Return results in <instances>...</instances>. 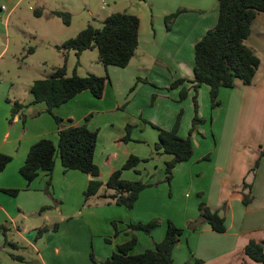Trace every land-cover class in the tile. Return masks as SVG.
<instances>
[{"label": "crops", "instance_id": "0c3cea01", "mask_svg": "<svg viewBox=\"0 0 264 264\" xmlns=\"http://www.w3.org/2000/svg\"><path fill=\"white\" fill-rule=\"evenodd\" d=\"M142 1L137 8L117 12L135 15L140 20L138 49L128 67L108 68L110 81L102 99H96L89 91H84L54 109L53 113L62 120V128L81 125L86 117L91 116L87 126L91 131L98 132L94 162L100 170L102 182L106 183L110 174L121 169L133 155L141 160L148 159V162L140 163L135 170L123 171L122 178L127 181L140 180L150 185L159 184L143 190L133 209L128 210L99 195L86 199L84 193L90 176L79 171H65L60 159H57L51 175L40 172L28 186L20 169L31 146L41 139H49L56 145L59 132L55 119L46 112V105H30L33 101L30 95L21 102L27 107L18 112L13 123L8 127L0 125V154L11 157L0 173V226L7 228L8 242L16 245L15 248L7 245L5 236L0 233V264H93L91 254L100 264L112 256L117 246L130 239L127 235L128 224H145L153 219H159L162 226L166 224V229L168 221L179 228H186L173 251V264H185L194 258L201 260L202 264H260L249 259L244 249L250 241L261 243L264 247V157L257 171H250L257 160L256 152L260 147L264 148V62L255 49V43L261 41L260 52H264V13L254 20L247 40V45L261 59L252 84L246 86L236 80L235 88H222L218 97L220 105L215 109L211 107L207 113L204 110L209 109L211 103L209 87L202 85L196 93L194 84L190 82L194 81L195 44L216 25L219 1L195 0L191 5L180 6L178 10L184 9L186 12L176 18L169 31L162 25V19L173 10L164 11L158 16L160 23L155 26L153 10L146 5L147 1ZM30 2L31 5L37 4L36 0ZM3 5L9 8L13 2L0 0V21L7 25L13 12L8 16V12L1 11ZM58 10L70 11L66 7L52 9L36 18L60 20L49 17L50 12ZM114 13L111 9L109 15ZM43 38L53 43L58 40L56 36L48 34ZM6 51L7 48L0 53V57ZM181 79L189 82L169 89L174 81ZM132 87L135 88L134 95L130 101H125L126 90ZM182 90L187 92L184 100L180 99ZM194 94L198 97V116L205 122L191 135L192 159L175 167L172 182H183L179 193L183 188L186 194L202 193L198 200L210 210L219 211V215L225 218L224 233L213 231L209 224L188 230V224L199 218V211L198 215L196 211L189 215L185 210L183 213L188 214L182 216L183 213L175 212L173 201L168 197L163 199L165 192L166 196L172 193L171 185L164 181L165 163L172 157L165 155L169 157L163 158L164 154L156 153L155 135L153 149L132 154L124 152L122 155L118 151L121 142L127 144L124 140L126 127L132 125L147 131L148 127L154 129L151 126L154 125L171 130L179 113L184 115L181 116L178 135L186 138L192 125L191 102ZM7 115L8 109H2V118L5 119ZM155 155L162 156L160 161L164 177L157 176L159 167L155 165ZM145 163L149 168L152 165L153 171L148 172L145 176L147 179L143 181L140 179V166ZM194 165L202 170L198 173L197 182L207 179L202 189H192ZM49 181L50 187L47 189ZM244 183L251 186L253 199L248 206L242 204L243 195L249 193L248 188H243ZM4 190H19V193L14 197ZM225 203L227 208L222 211L221 205ZM47 207L51 209L45 213L43 208ZM113 222H117V237H114ZM54 225H58L57 231L50 229L37 237L39 229ZM158 228L151 236L135 233L138 242L134 254L142 253L137 250L141 237L145 239V250L154 248L155 243L164 239L166 230H161L157 237ZM29 250L34 251L37 257L27 260L24 253ZM12 256L23 260H15Z\"/></svg>", "mask_w": 264, "mask_h": 264}, {"label": "trees", "instance_id": "16d2710c", "mask_svg": "<svg viewBox=\"0 0 264 264\" xmlns=\"http://www.w3.org/2000/svg\"><path fill=\"white\" fill-rule=\"evenodd\" d=\"M219 14L214 28L208 30L206 34L195 44V65L193 90L197 93L198 88L207 85L210 92L211 107L215 109L220 105L219 92L222 88L233 89L236 80H240L244 85L252 84L256 73L261 65V60L256 51L247 45V40L251 35L252 25L256 17L264 13V0H218ZM186 12L180 9L165 17V27L169 31L176 18ZM43 11L34 10V16L42 17ZM51 18H58L65 26H70L72 14L65 11H52ZM140 20L137 16L128 13H114L109 15L99 29L89 25L81 31L75 38L65 41L57 49L62 52L64 64L55 68L46 78L36 80L30 88L33 101L30 105L45 104L46 112L51 114L59 126L58 143L55 145L49 139H41L31 146L24 165L20 169L21 176L27 181L28 186L38 177L40 172L51 175L55 169L57 159L65 171H79L90 176L88 187L84 193L86 199L94 196L110 199L117 206L128 210L133 209L140 193L153 185L138 181H127L122 178L123 171L135 170L142 162L136 156H130L123 167L112 172L105 183L106 192L100 194L104 182L100 180V170L94 162V155L98 141V132L91 131L87 123L91 116L86 117L81 125H72L62 128V120L54 115L56 108L68 103L77 95L84 91H89L96 99H102L109 84L110 78L108 68L110 66L126 68L133 59L139 45ZM87 50H97L99 61L105 68V76L99 77L93 74L85 77L78 76L75 71L68 76L66 60L68 52L73 51L79 59L81 54ZM79 65V63H77ZM187 80L181 79L173 82L170 89H175ZM187 92H180V99L186 98ZM12 104L10 125L13 123L18 112L27 106L19 102H9ZM195 116L192 122V129L188 137L182 138L178 135L181 122V114L177 117L171 130H164L151 125L158 131V142L155 145L156 153L169 155L172 159L165 163V182L171 183L173 171L178 164L188 162L194 155L191 140L192 133L205 120L198 116V106L194 98ZM25 120V117L23 118ZM130 127L126 128L127 135L125 141L130 140ZM257 160L250 170L255 173L260 167V161L264 157V148L256 152ZM208 159V158H206ZM11 161V157L0 154V173ZM50 181L47 183V189ZM243 188H248L249 193L244 194L242 204L248 206L252 202L251 186L244 183ZM47 191V190H46ZM5 193L16 196L19 190H4ZM108 192H111L108 194ZM201 198L202 194H198ZM47 208H43L45 210ZM199 218L188 224L189 230H196L202 224H209L213 231L224 233L225 218L219 215L218 211L210 210L204 202L198 205ZM115 233L119 235L117 222L112 223ZM159 227V219H153L148 223L128 224L127 235L130 239L117 246L112 256L100 264H173V251L178 244L180 237L184 234V229L177 227L171 221L167 223L166 235L164 239L154 244V249H147L140 254L133 251L138 239L136 232H142L151 236L152 232ZM57 231L58 225L52 228L44 227L38 230L37 237L49 230ZM0 233L6 238V244L12 248L16 245L8 242V230L0 226ZM109 242V240H106ZM245 255L252 261L264 264V247L261 243L250 241L245 249ZM15 260L22 261L23 258L12 256ZM93 264H97L91 254ZM199 259H192L185 264H202Z\"/></svg>", "mask_w": 264, "mask_h": 264}, {"label": "rangeland", "instance_id": "374dc122", "mask_svg": "<svg viewBox=\"0 0 264 264\" xmlns=\"http://www.w3.org/2000/svg\"><path fill=\"white\" fill-rule=\"evenodd\" d=\"M36 1H37L36 5H31L30 0H24L22 4L13 11L7 22V25L4 23L3 20L0 21L1 24L0 53L7 48L6 53L2 57H0V125L1 126L3 124H5L6 127L10 126V120L12 118L11 116L12 104L9 102L12 103L23 102L28 97H30L31 95L30 88L34 81L48 77L55 68L63 66L64 64L63 54L61 51L57 49V46H55L56 44L60 46L61 41L64 40L67 41L71 38H75L81 31L86 29L89 25L97 29L101 28L103 26V22L108 17L111 9L117 13V12L125 11L130 7L137 8L136 6H139V2L143 3L142 0H36ZM145 1H147L146 5L150 6V10H153L154 12V18L152 20L154 25L157 26L160 23V19L158 18V16H161L164 11L173 10L176 12L178 11V8L180 6L191 5V3L194 2L195 0H145ZM116 3H118L117 6ZM63 7L69 9L70 11H66V12H70L72 14L71 26L68 28L65 27V25H63V23L60 20L55 19L53 21H48L49 19L46 18L40 20L34 16V10L36 9L42 10L44 13H46L52 9H63ZM59 11H63V10H59ZM173 11L171 13H174ZM162 25L165 26V18L162 19ZM47 34L50 35L51 37L56 36L58 38V40H56L57 42L53 43L45 40V38L43 37L46 36ZM260 44L261 41L256 42L255 49L258 51V53L261 54V58L264 62V52H260ZM77 63H79V65H77ZM66 67H67L68 76L73 75L74 71L80 77H85L90 74L99 77L105 76V68L99 61V55L97 50L84 51L79 59L77 58L76 54L73 51L68 52ZM134 91H135L134 87L126 90L125 101H130V99L134 95ZM194 98H196V103H197L198 102L197 95L196 96L195 94L193 95L191 102L193 107V116H192L193 118L195 116ZM125 107L123 109H125ZM4 108L8 109V115L5 119L2 118V109L4 110ZM206 110L207 113L209 112V110L211 111V103L209 109L207 108L204 111L206 112ZM183 115L181 116L183 117ZM193 118H192V122H193ZM130 126H131L130 131L132 130L130 132L131 140L127 141V144L125 142H121L122 143L121 148L118 150L120 155H122L124 152H128L130 154L141 153L142 151H146L149 150L150 148L152 149L154 148L153 146L154 135L156 136V143L158 142L157 140L158 133L154 129L148 127L149 129H147L146 131L140 128H134L132 127V125ZM191 129H192V125H191ZM194 132H197V129ZM155 156L157 160L155 165H158L159 167V170L157 171V176L162 175L164 177V173L161 170L163 166L162 160L160 161V158H162V156H157V155ZM166 157L169 156H165V155L163 156V158ZM194 166L195 168L193 169L192 176L194 177L195 181L192 183V189L195 188L202 189L203 187L206 186L207 179H205L202 182L201 181L197 182V179L199 178L200 175L198 173H201L202 170L197 168L196 165ZM140 168L142 169V175L140 179L145 181L147 179L145 178V176L147 175L148 172L153 171V167L151 165V167L149 168L148 163H145L142 164ZM204 169L205 168H203V170ZM207 178L210 180L209 176H207ZM168 185H171L170 187H172V189H170V192L172 193L166 196V192H165V196H163V199L168 197L170 201H173V208L175 209V212H177V214H180L183 213L185 210H188V213L190 215V213L196 211V214L198 215L197 211L200 202V200H198V194H202V193L197 194L194 192L192 194H186V189L184 188L182 189V192L179 193L180 188L183 187L182 181L179 183L178 182L174 183L171 181V183ZM106 190L107 188L104 183V186L102 187L100 193ZM221 207H222L221 210L224 211L227 208V203L221 205ZM50 209H51L50 207H47V209H45V213H47L46 211ZM188 213L185 212L182 214V216ZM53 214L55 215L56 213ZM33 219L36 218L33 217ZM181 228L186 229L185 227H181ZM161 230H166V224H164L163 226L159 224L158 233L156 235L157 237L158 234H160ZM143 238L141 237L140 244L137 247V250L142 252L146 251L145 250L146 248L144 247L145 239ZM24 255L27 260H30L32 257L35 258L37 257V254L32 250H29L28 252L24 253Z\"/></svg>", "mask_w": 264, "mask_h": 264}, {"label": "built area", "instance_id": "2783aa9c", "mask_svg": "<svg viewBox=\"0 0 264 264\" xmlns=\"http://www.w3.org/2000/svg\"><path fill=\"white\" fill-rule=\"evenodd\" d=\"M13 2V6L9 9L7 5L1 6V11L8 12V16L19 6L22 0H10Z\"/></svg>", "mask_w": 264, "mask_h": 264}]
</instances>
